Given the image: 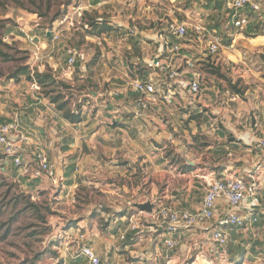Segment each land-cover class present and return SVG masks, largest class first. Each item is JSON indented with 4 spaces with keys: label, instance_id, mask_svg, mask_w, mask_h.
I'll return each mask as SVG.
<instances>
[{
    "label": "rangeland",
    "instance_id": "1",
    "mask_svg": "<svg viewBox=\"0 0 264 264\" xmlns=\"http://www.w3.org/2000/svg\"><path fill=\"white\" fill-rule=\"evenodd\" d=\"M77 1L0 0V37L11 46L8 50L13 57L22 59V62L30 63L33 67L38 65L37 63L40 61L35 60V53H33L32 49H37L36 45H39L41 41L38 40L36 42L35 38L31 37H35L34 35L37 34L41 40H44L45 31L49 30L52 34L53 32L59 34V39L56 43L57 50L59 43H61L59 45H68L64 48L65 50L62 47L59 52L54 51V56L52 55L51 57L53 60H62L64 58L63 53L67 52L69 55L71 51L78 47L81 49L80 51L88 54L90 58L94 54L98 44L95 42L97 40L93 38L94 35L91 34V28L84 24L82 16L74 14L73 7H77ZM143 1L155 10V14L149 21H161L159 20L161 18L160 28H164L165 32L166 30L168 31V26L171 22L186 21L189 27L197 23H206L211 27L214 24V19L211 18L212 15L218 17L217 6L214 7L215 9L210 7L211 2L214 3L215 0ZM139 6L135 4L134 7L138 9L137 7ZM221 11L219 16L223 18L224 22L229 12L224 9H221ZM134 16L137 17L138 15ZM140 19L138 16L136 21L140 22ZM61 21H63L62 24ZM227 27L229 26L223 24L222 31L218 29L222 47L216 56L209 57L206 53L205 44L194 39L193 35L187 36L185 41H183V44L187 45L181 46L182 48L184 47V51L176 58V67L180 66L185 73H197L201 81V90L198 94L191 97L185 89L184 93L191 100H196L193 104L194 108L191 106L184 108L182 103H178L180 101L178 99V101L170 105L169 109L167 108L168 111H163L164 116H162V119H166L163 121L157 120L159 123L158 126L154 127L153 123L151 128L157 129L162 127L165 130L167 128L173 129L171 126L172 122H169L170 117L168 116L169 113L173 112L175 114L180 113L181 117L185 115L186 118L181 120V124L187 132L183 131L179 133L178 129H176L178 134H175V137H173L174 141L160 139V142H157L153 139L152 144H149L150 149L146 150L147 155L143 154L142 156L146 158L148 164H143V166L138 164L135 172L131 176V180L128 177H123L118 173L110 171V164L113 159L108 157L109 151L107 150L105 152L107 154L105 158L106 163L98 159L87 160V165L90 167L86 171H83V174L85 173L84 178L87 177V180L85 179L86 183L79 181V185L75 187L70 180L63 182L59 179L56 182L54 180L57 179L55 173L54 179L48 177L50 179L40 180L41 178H39V184L36 187H30L28 183L34 178L26 174L21 167L18 166L21 169L22 177L25 178L24 180L23 178H17L12 172L3 171L2 167L4 164L1 159L5 157L3 155L5 151L4 147L0 144V210L2 211V215H0V264H32L33 258L38 252L42 253L37 264H56V259L59 256V241L65 239L64 229L73 222L81 221V225L89 227L90 230L95 227L100 229L102 227L106 228L111 223V219L116 217V215H112L113 212L123 211L124 208L128 207V209L134 212L136 218L141 216V221H145L144 223H146L145 217H147V214L144 211H139L134 208L130 205V202H142L150 199L151 201L155 200L158 203L168 206H174L180 205L182 202L193 204L199 201L206 191L209 178L217 176V173L212 172L215 166L214 157L205 154L203 149L205 148L206 142L218 143V140L212 137L211 133H214V131L209 125L206 126L205 123L202 126L199 125L201 117L205 115L208 119L216 122L217 125L222 126L221 123H224L225 117L232 114L236 108V102L230 100L231 95H239L234 91L233 85H236L235 83L240 80L237 88H247L248 84L245 82L246 79L251 81L253 79L255 80L254 75H262L264 77L263 55L255 51V47L252 46V40L248 41L242 37L238 39L239 33L249 38H252L253 35L248 36L242 29L231 30ZM84 33H87L89 37L85 38ZM116 34L114 33L113 38L110 40L105 41L102 39L100 46L104 50H108L111 47L110 45L115 48L120 46V41L122 42V46L125 47L130 44L131 40L128 38L125 41L121 40L122 37L119 35L118 38ZM165 34L164 38L167 39ZM170 35L173 37L172 34H167L168 37ZM234 36H236V43L235 47L231 49L229 46L233 43ZM192 42L197 43L193 49L196 56L189 59V62L192 64L186 63L187 66H185L186 56L183 53L188 51V47L190 48L189 45ZM154 43L153 40H148V50H154ZM121 47L118 48L121 49ZM36 52L42 54L40 49ZM122 52L124 53V51ZM241 53H243L242 57H244V62L239 60ZM132 55L133 53L126 57L127 61H131ZM124 58L122 57V60ZM49 59L48 56H45L42 64L47 65V60ZM14 66L15 61L13 63H6L0 60V117L6 115L7 112L17 105L14 96L15 89H17L19 84L26 85L30 83L24 76L19 81L6 77L14 69ZM143 69L134 70L133 68L132 71L127 72L111 70L109 73H104L100 69V73L98 74H102L101 71H103L105 75L104 81H106L107 77H110L116 80L120 79L127 84V82L130 83L135 78L142 77L144 75ZM160 75V73H155V77L157 78L156 82L160 81ZM179 77L174 82L181 83V85L185 86L188 81H186L184 75H182L184 79L181 76ZM21 81L26 82L23 83ZM102 85H104L103 82ZM119 90L115 85V88L111 91L115 93ZM129 90L131 89L129 88ZM67 93L69 95L72 94L71 99H74V102L77 99L80 100L83 98L77 89L72 91L67 90ZM241 97L239 95V98ZM100 102H98L99 110L102 105V102ZM93 104L90 103L86 109L91 114L93 112ZM106 108L105 106L101 110L106 112ZM193 110L198 113L195 116L198 120L193 119V115H195ZM136 111L137 109L134 103L131 102L132 114L140 116ZM160 111L157 109L155 114L159 115ZM151 112H153L152 114L154 116V111ZM171 133L173 134L174 130ZM193 133H199L197 136L198 139H195ZM231 140L234 139L229 136V141ZM157 146L163 147L155 149ZM104 147L98 138L90 144V149L93 152L101 151L105 149ZM43 151L46 152L45 150ZM136 154L137 156L134 157L139 160L138 151ZM250 154L243 148L235 153V157L223 158L222 161H231L234 158H244V160L239 161H245V157ZM46 155L48 157L47 152ZM187 159L193 162V164H189ZM239 161L237 163H240ZM140 162L141 160L137 161V163ZM26 163L32 166L37 165L35 160L33 163ZM157 164L160 167L155 166ZM241 171H243L242 166L233 167L231 170L238 177H242ZM245 177L247 179L253 178L258 182V205L263 207L264 197L263 199L260 197L261 184L259 180L256 177L249 178L250 176L248 175H245ZM135 182L140 183L139 188L134 186L136 184ZM124 186H127V188ZM173 191H176V193L179 191L181 198L176 199L172 195ZM19 194L29 196L31 201L39 205L44 219L35 218L31 211L27 212L23 210V213L16 220H12L15 211L24 207V203H22L17 208H14L11 202H9ZM258 205L255 207L259 208ZM49 207L51 210H48ZM262 225L259 231L253 229L255 226H246L237 230L228 229L229 242L222 248L214 242L212 235L209 234L204 239L206 245L208 248H212V251H210L211 249L206 250L204 257L201 256L195 264H264V225ZM8 227H10V231L8 234H5L6 228ZM35 229L42 233L36 234L34 232ZM79 229L83 230L81 227ZM254 239L260 241L261 244L258 246V250L254 249L253 251L250 248V243ZM241 243H243V246H241ZM53 244L55 245L53 246ZM261 246L262 248H260ZM196 254V250L192 249L186 258L181 257L179 259L178 264H192L191 262L195 260ZM235 255L237 260H233L232 256Z\"/></svg>",
    "mask_w": 264,
    "mask_h": 264
},
{
    "label": "crops",
    "instance_id": "2",
    "mask_svg": "<svg viewBox=\"0 0 264 264\" xmlns=\"http://www.w3.org/2000/svg\"><path fill=\"white\" fill-rule=\"evenodd\" d=\"M77 2V7H73L74 14L83 16L85 11L92 12L99 23L101 21H106V23L112 27V30L108 33L94 34L93 38L97 40L95 42L98 45L90 58L89 55L86 54L87 60L85 62L81 61L79 72L76 73V67L73 72H67V62L69 58L67 52L63 53L64 58L62 60L56 61L51 58L52 55L54 56V51L59 52L62 47L63 50H65L64 48L68 45H59L61 44L59 43L57 50V41L51 38L48 32L49 30L45 31L44 40H41L37 34L34 35L35 37H32L35 38L36 42H38V40L41 41L39 45H36L37 49H32V51L33 53H37L36 51L40 49L43 59L45 56L51 59L47 60V65L42 64L43 59L37 63L38 65L36 66L40 71L49 67L53 71L58 72L59 76H61L60 78L66 80H72L74 72V77H84L80 75V71H85L86 62L97 52L100 53L99 60L94 67V82L98 84L97 90L91 91V98L86 101L84 105L83 120L79 124H73L65 120L62 113L55 108V105L50 102L49 98L41 95L37 89L34 88L32 83H28L26 85L19 84L17 89H15L14 97L17 105L12 109L10 108V113L7 112L6 115H4L5 117H0V121L2 124L17 121L21 133L28 138L21 154L24 162L33 163L36 151L45 150L47 152L49 160L55 168L57 179H54V177L52 179L56 182L59 179L63 182L70 180L75 187L79 185V181H81V183H86L85 179L87 180V177L84 178L85 173L83 174V171H86L90 167L87 165V160L98 159L99 161L105 162L107 156L105 152L107 150L109 151L108 157L113 159L110 164V171L118 173L123 177H128V179L131 180V176L135 172L138 164L141 166H143V164H148L146 158L142 156L146 154V150L150 149L149 144H152L153 139L157 142H160V139L173 140V137H175V134H178V132H187L181 124V120L186 117L185 115L181 117L180 113L175 114L171 112L168 115L170 117L169 122H172L171 126L173 129L167 128L165 130L159 127L157 130L155 128L152 129L151 125L154 123V127H157L159 124L157 120L163 121L166 119H162V116H164L163 111H168L167 108L169 109L170 105L178 101V99L180 100L178 103H182L184 108L188 106L193 107L196 100H191L188 97L190 94L187 95L184 93L187 84H185V86L176 85V95L171 102H165L160 99L158 103L151 105L150 109L142 114L143 116H135L132 114L131 102L134 103L138 96H136V93L130 87L129 82L125 84L120 79L116 80L110 77H107L106 81H104L105 75L103 71L104 73H109L111 70L127 72L132 71L133 68L134 70L145 68V62L163 50L164 33H166L165 36L170 42H176L175 40H177V38L171 35L168 37V31L166 30L165 32L164 28H160L162 22L161 18L159 19L161 21H149L155 14V10L150 5H146L144 1L143 3L142 0H78ZM135 4L136 6L140 5L137 7L139 11L134 7ZM79 9H81V12ZM223 9L226 10L225 7ZM134 15H138L141 21L137 22L136 18L138 16L135 17ZM252 22L258 26V30L253 31L251 34L253 37H244L239 33L238 39L242 37L246 38L248 41L252 40V46L255 47V51L263 55V58L264 4L261 11L257 13V17L252 19ZM224 25L229 26L231 30L238 29L233 26L230 17ZM204 26L207 27V32L216 35L220 39L217 29H209L206 23ZM131 27H136L137 34L130 35L128 33ZM192 28L193 27H190V29ZM242 30L244 31L245 29ZM114 33H117L116 37L118 36V38L120 35L122 37L121 40L125 41L126 38L131 40L130 44L125 47L122 46V42L120 41V46L115 48L110 45L111 47L108 50H104L100 46L101 40L107 41L108 39H112ZM84 34L85 38L89 37L87 33ZM235 37L236 36H234L232 40L233 43L229 46L231 49L235 47ZM149 39L155 42L153 51L148 50L147 42ZM183 41L185 40L178 41L181 46L185 45ZM196 44L197 43L194 42L190 45L188 44L190 48L188 47V51L183 53L186 59H191L196 56L194 53L195 51H193ZM118 47H121V49ZM77 49H79V47ZM182 49H184V47ZM122 51L126 53L124 54ZM132 53V59L129 62L126 57ZM242 55L243 53H241L239 60L244 62V57H242ZM122 57H125L124 60H122ZM185 66H187L186 61ZM100 69L103 70L101 71L102 74H98L100 73ZM149 73L150 71L146 74L145 78ZM254 77L256 78L255 80H245L246 84H248L245 94L241 98L235 100V111L225 117V119L223 118L224 123H221L222 126L219 124L217 125L216 122L208 119L205 115L201 117L199 125L202 126L203 123H205L206 126L209 125L214 131V133H211L212 137L218 140V143L206 142L205 148L203 149L205 154H209L215 159V166L212 172L217 173L216 177L237 176V174H234L231 170L233 167L242 166V177L247 178L245 175H248L250 177H256L259 180L261 184L260 197L263 199L264 150L257 146V141L264 138V77L262 75H254ZM21 82L25 83L26 81ZM102 82L104 85H102ZM242 84L244 85L243 81ZM115 85L120 90L112 93L111 90L115 88ZM129 88L131 90H129ZM93 93H95V96H93ZM81 94L83 97L90 96V94H86L85 92ZM80 100H82V98ZM100 101L102 102L100 108L103 109L106 106V112L101 109L99 110L98 102ZM90 103L95 104L92 105V114L86 110ZM157 109L162 111L159 112V115L155 114ZM151 111H154L155 117ZM193 112L195 111L193 110ZM194 114L197 115L198 113L195 112ZM194 118L195 117H193V119ZM191 126L193 127V125ZM176 129H178V132ZM173 130L174 133L172 134L171 132H173ZM193 135L195 139H198L197 136L199 133H193ZM229 136L234 140L229 141ZM95 137L99 139L100 143L102 142L105 149L101 151L98 150V152H93V150L90 149L91 142L96 140ZM163 146H157L155 149H159ZM243 148L251 153L245 157V161H239L244 160V158H234L232 159L234 161H222L223 158L235 157V153ZM137 151L140 157L139 160H141L140 163H137L139 160L134 157L137 156ZM3 155L5 156L1 159L4 164L2 167L3 171L12 172L17 178L22 179L21 169L14 165L11 157L7 156L4 152ZM238 161L240 163H237ZM155 166L160 167L159 164ZM24 179L25 178H23V180ZM45 179L50 178L43 177L40 180ZM211 179L212 178H209V181ZM135 183L134 186L139 188L140 183ZM124 187L127 188V186ZM204 194L196 203L190 204L182 202L180 205L170 206L179 211L188 210L197 212L201 207ZM172 195L176 199L181 198L179 191H177V193L173 191ZM258 206L259 208H256V213L257 217H259L260 225L253 228L255 231L261 230L262 223L264 225V206ZM225 211L226 204L220 202L218 205L217 217L219 218ZM240 212L244 213V210ZM112 215H116V217L111 219V223L106 226V228L102 227V229L95 227L90 230L89 227L81 225V221L67 225L64 229L65 239L59 241V256L56 259V264H88L86 258L83 256H76L75 248L81 243L77 239L76 232L80 227L86 232V243L93 248L98 256H100V264H178L179 259H181V257L186 258L189 253H191L192 249H195L197 253L195 260L191 262L195 264L201 256L204 257L206 250L208 251L211 249L210 251H212V248H208L206 245L204 238L211 234V231L215 227H218V219L215 218L212 221H202L191 228H182L176 234L171 235L175 239L176 246L173 249H169L165 246L161 236L158 234L162 229H158L157 231L156 229L160 227H157L158 225H155L152 221H146V223H144L145 221H141V216L138 218L140 219L138 222L131 221L130 218L134 215V212L128 209V207L124 208L123 211L113 212ZM134 225H137L136 230L132 229ZM249 226H254V222L247 223V227ZM240 228L242 229L243 227H223L224 231L227 233L228 229L237 230ZM67 234H72V238L69 239V237H66ZM122 235H125L124 239H122ZM256 240L257 239H254L253 242L250 243V248L253 251L254 249L258 250V246L261 244L260 242L259 245L254 246ZM241 246H243V243H241ZM219 247L222 248L223 246ZM260 248H262V246ZM232 257L233 260H237L235 258L236 255Z\"/></svg>",
    "mask_w": 264,
    "mask_h": 264
},
{
    "label": "built area",
    "instance_id": "3",
    "mask_svg": "<svg viewBox=\"0 0 264 264\" xmlns=\"http://www.w3.org/2000/svg\"><path fill=\"white\" fill-rule=\"evenodd\" d=\"M220 1L230 13L233 26L238 29H244L249 21L246 16V9L259 13L264 4V0ZM79 11L81 12V9ZM62 23L63 21H61ZM192 27L190 29L187 23L176 21L169 24L168 31L178 40H185L187 36L193 35L194 39L205 44L207 55L211 57L218 55L221 50L220 39L216 35L207 32L208 29L203 24L199 23ZM49 32L51 33V31ZM128 33L135 35L137 30L135 27H131ZM50 35L54 41L59 39L58 33L53 32ZM164 41L163 50L145 62V68L150 71L148 76L145 79L135 78L129 83L131 88L140 94L134 101L138 115H142V113L149 110L151 105L158 103L160 99L165 102H171L176 95V85H181L178 82H174V80L180 78L179 76L183 78L182 75H184L186 81H188L185 89L191 96L198 94L201 90V81L197 73H185L180 66L176 67L175 60L181 53V44L179 42H170L168 39H164ZM34 57L37 61L43 59L40 52L35 53ZM86 60L87 55L83 51L79 49L71 51L67 62V72L74 71L77 61L85 62ZM186 63L192 64L189 59H186ZM155 73L161 74L159 77L160 83L156 82ZM33 86L36 89L39 88L36 84H33ZM237 98H239V95L233 94L230 100L235 101ZM27 141L28 138L21 133L17 121L0 125V144L4 147L5 154L13 159L14 164L24 169L25 173L34 179H39L43 176L53 178L55 176L54 166L43 150L36 151L34 154V160L37 162L36 166L23 161L21 154ZM257 146L264 150V138L257 141ZM258 191V182L253 178L247 179L238 176L213 177L210 181H207L206 192L199 211H179L157 201L153 213H146L147 217H145V220L152 221L155 225H158L157 227L160 228H157V231L162 229L158 234L161 236L165 246L173 249L176 246V242L171 235L176 234L182 228H191L202 221H212L217 218L218 227L211 231L212 239L218 246H226L229 235L224 231L223 227H244L249 222L257 221L255 206L258 205ZM220 202L226 204V211L218 218L217 212ZM241 210H244V213H241ZM130 219L131 221H139L134 215ZM132 229L136 230L137 225H134ZM76 233L77 239L81 242L75 248L76 256H83L88 260V264H100V256L86 243V232L77 229ZM71 235L67 234L66 237L71 239ZM121 237L124 239L125 235Z\"/></svg>",
    "mask_w": 264,
    "mask_h": 264
},
{
    "label": "trees",
    "instance_id": "4",
    "mask_svg": "<svg viewBox=\"0 0 264 264\" xmlns=\"http://www.w3.org/2000/svg\"><path fill=\"white\" fill-rule=\"evenodd\" d=\"M215 6H217L216 8L218 11L217 13L218 17L212 15L211 18L214 19L213 20L214 24L213 26L209 27V29H217L218 32V29L222 31V26L227 22L228 18L230 17V13L227 14V19H225V21L223 22V18L219 16V14L222 12L221 9L223 10L224 8L223 3L220 0L217 1L215 0L214 3L211 2L210 7L214 8ZM245 12L249 21L246 27L244 28L245 29L244 31L248 36H251L253 31L258 30L257 24H254L252 22V19L257 17V13L249 11L248 9H246ZM82 19L84 21V24L91 28L92 30L91 34L93 35L102 34L106 32L108 33L112 30V27L108 25L106 21H101L99 23L96 16L93 15L92 12L85 11V13H83ZM175 41L178 42L179 40L177 39ZM8 48L10 49L11 46L8 43H6L2 37H0V60L6 63H13L15 61L14 69L10 71V73L6 77L8 79H17V81L21 80L23 76L26 77V80L28 82L32 84H36L39 87L37 91L41 95L49 98L50 102L55 105V108L62 113L65 120L73 124H79L83 120L84 105L86 101L90 100L91 98V91L97 90L96 88L98 84L94 82V76H95L94 67L99 60L100 53L97 52L88 62H86L85 71H80V75H83L84 77L81 76L74 77L73 75L72 80H66L64 78H60L58 72L53 71L49 67L43 71H40L37 66L33 67L30 63L22 62L21 61L22 59L14 58L13 55L9 52ZM182 51H184V49L181 50V53ZM80 65L81 62L77 61L75 64L76 73L79 72ZM143 72L144 75L141 78L145 79V76L149 72V69L144 68ZM238 83H240V80L237 81V83H235L236 85H233V88L235 89L234 91H236V93L239 94L240 96H244L246 87L237 88ZM74 89H77V91H79L80 93L85 92L86 94H90V96H85L82 98V100L77 99L74 102L73 101L74 99H71L72 94L69 95L67 93V90L72 91ZM134 92L136 93V96L138 97L140 96L139 93H137L136 91ZM195 116L197 115H193V117ZM15 166L18 167L17 165ZM39 182H40L39 179H32L30 183H28V185L30 187H36L39 184ZM9 202H11V205L14 208H17L20 204L24 203V207L22 209H18L15 211L12 220H16L23 213L22 212L23 210L27 212L31 211L32 214L35 216V218L44 219V215L41 213L40 206L34 203L33 201H31L29 196L19 194L13 197ZM48 210H51L50 207L48 208ZM0 215H2L1 210H0ZM259 225H260V221H259V217H257V221L254 222V226L258 227ZM9 231H10V227L6 228L5 234H8ZM34 232L36 234L42 233L37 231L36 229L34 230ZM259 244L260 241L256 240L254 246H257ZM54 245L55 244H53V246ZM41 253L42 252L36 253V255L33 258L32 264L38 263L39 258H41Z\"/></svg>",
    "mask_w": 264,
    "mask_h": 264
},
{
    "label": "water",
    "instance_id": "5",
    "mask_svg": "<svg viewBox=\"0 0 264 264\" xmlns=\"http://www.w3.org/2000/svg\"><path fill=\"white\" fill-rule=\"evenodd\" d=\"M93 96H95V93H93ZM11 139H14L13 137H10ZM189 164H193L189 159H187ZM130 205H132L134 208H136L139 211H144L145 213H153L154 207L156 205V201H151L150 199H146L142 202H130Z\"/></svg>",
    "mask_w": 264,
    "mask_h": 264
}]
</instances>
